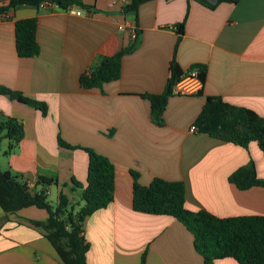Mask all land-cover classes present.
<instances>
[{"label": "crops", "instance_id": "0c3cea01", "mask_svg": "<svg viewBox=\"0 0 264 264\" xmlns=\"http://www.w3.org/2000/svg\"><path fill=\"white\" fill-rule=\"evenodd\" d=\"M81 15L60 9L21 5L0 16V86L43 101L47 113L0 94V115L18 120L23 136L10 143L0 129V169L46 188L55 205L63 193L76 207L86 182L89 147L114 165V198L83 222L88 264H203L193 235L177 219L132 208L131 170L147 185L154 177L182 181L185 207L218 217L264 216V187L238 189L228 176L251 158L264 180V153L256 142L247 148L210 137L190 126L206 96L249 108L264 118V0L222 2L209 8L196 0H148L123 14L110 0H81ZM37 19L39 53L19 57L14 21ZM134 49L121 58L117 79L84 89L81 73L132 43L118 25L134 22ZM175 59L182 71L204 70L197 93L172 94L163 125L150 117L144 93H160ZM39 175L50 185L36 184ZM47 211L36 206L5 213L0 207V264H63L40 226ZM213 264H239L230 257Z\"/></svg>", "mask_w": 264, "mask_h": 264}, {"label": "trees", "instance_id": "16d2710c", "mask_svg": "<svg viewBox=\"0 0 264 264\" xmlns=\"http://www.w3.org/2000/svg\"><path fill=\"white\" fill-rule=\"evenodd\" d=\"M43 0H0V14L8 13L21 5L39 7ZM65 8L68 5L85 7L81 0H50ZM148 0H131L120 11L123 14H136L139 6ZM215 8L219 3L234 4L239 0H196ZM135 23V21H134ZM136 24V23H135ZM37 19L21 18L14 21L15 51L19 57H33L40 47L36 39ZM138 33V30H137ZM135 46L132 40L129 46L105 57L99 64L80 74L78 82L84 89L101 88L103 83L115 80L120 75L121 58L130 53ZM194 69V68H192ZM182 69L176 62L175 50L169 63V76L160 93H144L150 105V117L156 125H163V112L167 100L172 95V87L179 80ZM204 70L198 69V76L204 80ZM0 94L26 103L47 113L43 101L23 96L21 92L0 86ZM194 125L197 131L221 141L231 142L247 148L250 142H256L264 153V118L255 111L225 102L220 96H206ZM0 129L10 143L8 153L23 136L21 123L13 117L0 115ZM58 143L67 148H79L88 155L86 182L83 185L72 179L74 187L81 191L82 205H72L65 194L59 193L58 202L53 205L46 197V188L34 193L27 190L26 183L18 176L0 169V207L5 213L21 208L36 206L47 211L45 221L27 219L32 225L40 226L63 264H88L86 253L89 244L83 235V222L94 211L106 207L114 198L115 173L112 162L89 147L71 145L58 137ZM132 208L135 211L168 215L180 221L193 235L194 249L203 257V264H213L218 258L230 257L239 264H264V216L244 215L218 217L204 209L189 210L185 207V185L182 181H171L154 177L147 185L138 182V173L131 170ZM228 181L238 189L252 186L264 187V180L257 176L255 165L250 158L246 164L238 167L229 176ZM52 179L39 175V185H50ZM143 253L141 264L144 262Z\"/></svg>", "mask_w": 264, "mask_h": 264}, {"label": "built area", "instance_id": "2783aa9c", "mask_svg": "<svg viewBox=\"0 0 264 264\" xmlns=\"http://www.w3.org/2000/svg\"><path fill=\"white\" fill-rule=\"evenodd\" d=\"M131 0H110L111 4H118L120 8L122 6H125L129 4ZM39 7L42 9H60L65 12H69L75 15H81L82 14V8L78 5H68L65 8H61L58 6L57 3L52 2L50 0H43L39 4ZM8 13H2L0 14L1 17H6ZM118 29L120 31H125L129 34L131 40H135L137 38V27L134 22H125L118 25ZM202 86V80L198 76V69H188L185 71H182V74L180 75L179 80L174 84L172 87V94H181V95H187V94H194L197 93ZM190 131H197V127L195 125L190 126ZM23 180V179H22ZM26 183L27 190L30 193H34V186L35 184L23 180Z\"/></svg>", "mask_w": 264, "mask_h": 264}, {"label": "water", "instance_id": "95a60500", "mask_svg": "<svg viewBox=\"0 0 264 264\" xmlns=\"http://www.w3.org/2000/svg\"><path fill=\"white\" fill-rule=\"evenodd\" d=\"M209 1H211V2H215L216 0H209Z\"/></svg>", "mask_w": 264, "mask_h": 264}]
</instances>
